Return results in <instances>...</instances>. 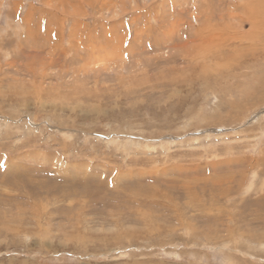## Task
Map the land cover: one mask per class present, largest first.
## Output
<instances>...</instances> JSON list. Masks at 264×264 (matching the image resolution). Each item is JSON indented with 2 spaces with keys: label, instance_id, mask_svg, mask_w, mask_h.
<instances>
[{
  "label": "rangeland",
  "instance_id": "1",
  "mask_svg": "<svg viewBox=\"0 0 264 264\" xmlns=\"http://www.w3.org/2000/svg\"><path fill=\"white\" fill-rule=\"evenodd\" d=\"M0 264H264V0H0Z\"/></svg>",
  "mask_w": 264,
  "mask_h": 264
},
{
  "label": "bare ground",
  "instance_id": "2",
  "mask_svg": "<svg viewBox=\"0 0 264 264\" xmlns=\"http://www.w3.org/2000/svg\"><path fill=\"white\" fill-rule=\"evenodd\" d=\"M252 17H253V16H252ZM253 20H254V19H253ZM253 20H252V21H253ZM255 25H256V24H255ZM50 187H51V186H50Z\"/></svg>",
  "mask_w": 264,
  "mask_h": 264
}]
</instances>
